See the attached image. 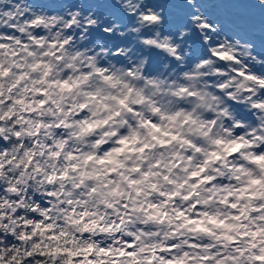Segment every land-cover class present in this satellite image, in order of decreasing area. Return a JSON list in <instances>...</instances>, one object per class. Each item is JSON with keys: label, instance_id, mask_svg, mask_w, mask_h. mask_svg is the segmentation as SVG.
I'll list each match as a JSON object with an SVG mask.
<instances>
[{"label": "clouds", "instance_id": "obj_1", "mask_svg": "<svg viewBox=\"0 0 264 264\" xmlns=\"http://www.w3.org/2000/svg\"><path fill=\"white\" fill-rule=\"evenodd\" d=\"M0 264H264V0H0Z\"/></svg>", "mask_w": 264, "mask_h": 264}, {"label": "rangeland", "instance_id": "obj_2", "mask_svg": "<svg viewBox=\"0 0 264 264\" xmlns=\"http://www.w3.org/2000/svg\"><path fill=\"white\" fill-rule=\"evenodd\" d=\"M251 6V5H250ZM173 7H176V6H173ZM215 7V6H214ZM237 7H242L241 5H237ZM242 8H245L244 6Z\"/></svg>", "mask_w": 264, "mask_h": 264}]
</instances>
